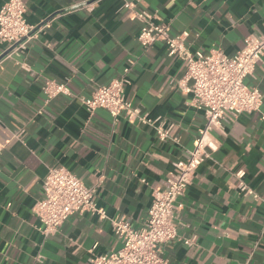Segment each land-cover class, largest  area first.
I'll use <instances>...</instances> for the list:
<instances>
[{
	"label": "crops",
	"instance_id": "obj_1",
	"mask_svg": "<svg viewBox=\"0 0 264 264\" xmlns=\"http://www.w3.org/2000/svg\"><path fill=\"white\" fill-rule=\"evenodd\" d=\"M130 1L24 0L35 37L18 54L0 44V264H94L122 245L112 220L142 226L154 190L168 185L174 162L194 148L205 117L179 85L185 62L162 42L141 46V24L124 7ZM138 7L156 12L172 35L187 33L192 52L234 55L249 36L264 35V0H142ZM123 76L126 98L160 118L166 140L153 125L82 103ZM48 80L67 83L73 95L47 103ZM246 83L261 90L264 113V57ZM212 138L215 149L180 198L178 236L163 256L169 264H264L260 112L228 113ZM60 167L96 189L107 217L74 214L45 235L33 207L49 171ZM239 170L258 198L240 192Z\"/></svg>",
	"mask_w": 264,
	"mask_h": 264
},
{
	"label": "built area",
	"instance_id": "obj_2",
	"mask_svg": "<svg viewBox=\"0 0 264 264\" xmlns=\"http://www.w3.org/2000/svg\"><path fill=\"white\" fill-rule=\"evenodd\" d=\"M142 0L126 2L124 7L131 10V16L141 24L138 41L148 49L157 42L167 47L169 56L185 62V73L179 80L182 90L192 95L190 105L203 111L205 123L194 141V148L187 158L174 162V170L168 178V185L154 190L148 215L140 227L122 218L112 220L115 235L122 245L119 249L93 259L94 264H169L163 256V245L178 236V212L185 194L199 167L215 149L212 132L222 126L223 119L230 113L234 116L261 112L263 94L258 87H250L246 78L253 76L257 65L264 57V35L249 36L244 47L234 55L219 49L204 53L192 52L185 43L187 33L171 34V25L159 19L156 12L139 9ZM24 0H8L0 7V44L6 51L20 53L35 37L36 27L26 19ZM159 19V20H158ZM24 68H28L26 64ZM129 69L125 70L127 73ZM125 76L101 86L90 97H81L89 111L102 108L117 118L124 116L129 122L155 126L161 140L168 138L169 130L153 119L141 108L126 98ZM43 91L49 103L60 95L72 96L65 82L48 80ZM3 146L0 145V149ZM246 172L239 170L238 188L241 193L258 194L244 180ZM96 189L87 187L83 181L65 167L51 169L43 182V195L33 207L34 214L43 225L45 235L57 231L70 216L90 213L106 218L104 208L99 207ZM192 239L185 240L191 244Z\"/></svg>",
	"mask_w": 264,
	"mask_h": 264
},
{
	"label": "water",
	"instance_id": "obj_3",
	"mask_svg": "<svg viewBox=\"0 0 264 264\" xmlns=\"http://www.w3.org/2000/svg\"><path fill=\"white\" fill-rule=\"evenodd\" d=\"M7 53H9V52H7ZM7 53H6V54H7Z\"/></svg>",
	"mask_w": 264,
	"mask_h": 264
}]
</instances>
